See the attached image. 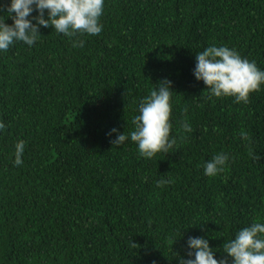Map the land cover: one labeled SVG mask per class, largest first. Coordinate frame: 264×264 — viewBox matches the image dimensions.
Listing matches in <instances>:
<instances>
[{
	"label": "trees",
	"instance_id": "trees-1",
	"mask_svg": "<svg viewBox=\"0 0 264 264\" xmlns=\"http://www.w3.org/2000/svg\"><path fill=\"white\" fill-rule=\"evenodd\" d=\"M101 23L83 48L41 27L33 46L0 52V264H179L189 237L220 259L225 241L264 221V86L247 104L209 98L195 56L227 46L264 71V0H105ZM164 79L177 145L153 159L130 137L113 146L109 132L134 130ZM185 108L193 133L181 130ZM219 152L226 170L208 177Z\"/></svg>",
	"mask_w": 264,
	"mask_h": 264
},
{
	"label": "clouds",
	"instance_id": "clouds-1",
	"mask_svg": "<svg viewBox=\"0 0 264 264\" xmlns=\"http://www.w3.org/2000/svg\"><path fill=\"white\" fill-rule=\"evenodd\" d=\"M0 52H7L17 42L33 46L42 37L40 28H51L69 39L73 48L84 47L81 37L99 36L103 30L101 23L105 13V0H11L10 4H0ZM33 12L37 15L33 16ZM7 19L12 24H7ZM35 21V23H33ZM196 66L193 75L202 81L209 92V98H234L237 104H247L253 93L259 92L264 86V71L260 70L255 61L242 58L235 50L227 46L211 45L197 52ZM172 82L164 79L154 85L149 95L139 103L138 114L132 119L134 130L119 133L113 128L109 136L116 134L113 146L123 145L130 137L138 146L139 155L153 159L157 154H168L177 145L176 138H170L172 132ZM176 94V93H175ZM187 108L181 123L183 133H193L194 129L188 122ZM6 125L0 122V132ZM240 137L247 142L249 156L260 160L254 155L247 132L241 131ZM186 139V137H181ZM25 141L18 140L15 144L14 166L23 164ZM229 154L219 152L203 165L204 174L215 177L225 172ZM170 180L157 181V187L170 184ZM177 240L174 241V244ZM132 247L137 244L131 241ZM187 258H179V264H264V221L255 219L241 230L235 237L225 241L222 247L223 256L217 259L216 251L203 237H189Z\"/></svg>",
	"mask_w": 264,
	"mask_h": 264
}]
</instances>
